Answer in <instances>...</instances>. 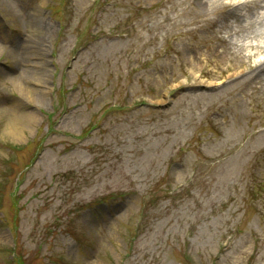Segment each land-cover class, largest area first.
<instances>
[{
  "label": "rangeland",
  "instance_id": "rangeland-1",
  "mask_svg": "<svg viewBox=\"0 0 264 264\" xmlns=\"http://www.w3.org/2000/svg\"><path fill=\"white\" fill-rule=\"evenodd\" d=\"M204 1L0 0V264H264V73L207 45L264 0Z\"/></svg>",
  "mask_w": 264,
  "mask_h": 264
},
{
  "label": "bare ground",
  "instance_id": "bare-ground-1",
  "mask_svg": "<svg viewBox=\"0 0 264 264\" xmlns=\"http://www.w3.org/2000/svg\"><path fill=\"white\" fill-rule=\"evenodd\" d=\"M211 1V4L213 5V11L215 15L217 16H224L223 14L225 12L229 13L230 17L235 18L236 20L240 19L242 17L238 13H240L237 9H235V4L232 3L230 0H209ZM258 0H244L241 4L242 6L247 10L250 11L253 7H256L258 5ZM197 9H202L205 5L204 0H195L194 2ZM217 16L214 17V19H217ZM244 16V15H243ZM261 19L264 20V14L261 15ZM264 22V21H261ZM246 27V26H245ZM244 26H240V28H230L228 25H226L227 32H229L233 36H237V38H244L247 37L250 33L245 34L243 29ZM253 33V32H252ZM254 35L259 36V42L251 43V44H245V43H238L236 41H230L224 38L221 35H218V42L215 43H209L208 48L213 51L214 53H219L223 55L225 58V66L220 67L219 64H216V68L226 70L228 71L227 76L225 77V80L220 77L218 78V82L221 83L223 81H236L238 77H242L238 79L239 81L237 83L229 84L231 85V88H234L236 86H246L247 84H251L252 90H256V86L252 85L254 82H259L262 79V75L264 73V60H260L259 62L252 61V58L261 50H264V36L261 34L254 33ZM201 40H205L202 38ZM205 44V43H204ZM243 44L247 48L248 55L244 56L239 54V52L236 50V46ZM218 47L220 49H218ZM37 64L42 62H35ZM215 68V66H214ZM247 72H253V76L249 78V75H246ZM192 82L195 83H202L201 80H197V77L195 76V73H193ZM40 91H44L40 89ZM253 98V95H252ZM262 100L264 101V96L262 97ZM255 109L254 112H256L255 115H262L261 112L258 110L257 106H253ZM233 115L237 116V111L235 107H233ZM255 115H250L248 118H253ZM259 143H263L264 145V133L261 134V137L259 139Z\"/></svg>",
  "mask_w": 264,
  "mask_h": 264
},
{
  "label": "clouds",
  "instance_id": "clouds-1",
  "mask_svg": "<svg viewBox=\"0 0 264 264\" xmlns=\"http://www.w3.org/2000/svg\"><path fill=\"white\" fill-rule=\"evenodd\" d=\"M238 14L241 15V16L244 15L243 11H241V12L238 13ZM235 23H238V22L235 21V20L228 21V24H229V25H232V24H235ZM229 34H230V33L226 31V32L223 33V36H224L225 38H227V37L229 36ZM236 50H237V51L239 52V54H241V55H244V56H247V55H248L247 48H246L243 44L236 46ZM260 59H261V60H264V54H261V55H260Z\"/></svg>",
  "mask_w": 264,
  "mask_h": 264
}]
</instances>
